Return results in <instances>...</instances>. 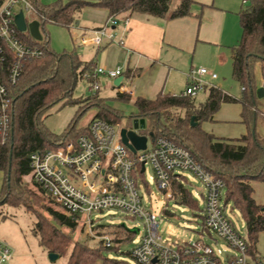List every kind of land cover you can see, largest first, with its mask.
<instances>
[{
    "label": "trees",
    "instance_id": "16d2710c",
    "mask_svg": "<svg viewBox=\"0 0 264 264\" xmlns=\"http://www.w3.org/2000/svg\"><path fill=\"white\" fill-rule=\"evenodd\" d=\"M194 4L195 0H178L175 6L174 0H57L44 5L41 0H35L38 15L34 19L40 23L43 39L37 41L29 34L26 41L42 49L43 54L25 62L20 80L10 89L12 130L5 143L0 138V172L4 174L0 205L29 209L32 196L24 186L23 179L31 173V154L58 149L88 135V127L77 128L79 118L87 110L95 108V119L112 124H119L125 118L122 111L99 98L97 92L90 97L75 98L81 80L94 83L95 63L83 61L76 50L71 54L67 51L55 52L51 48L47 26L71 30L87 7L106 9L110 17L126 15L125 19H128L142 15L158 20L168 17L173 20L190 16ZM239 18L242 37L231 48L233 79L242 88L239 99L212 86L207 88L206 101L199 105L195 97L164 93L155 99H133L130 95L119 93L114 101L133 104L135 112L129 119L146 121L144 135L153 133L156 138L166 137L186 148L209 172L225 183V205L233 203L245 221L250 255L256 260L259 238L264 233V204L256 202L252 184L260 182L264 185V101L258 97V64H264V0H249L239 13ZM235 103L243 108L241 118L247 128L246 135L226 139L202 129L203 123L214 122L223 104ZM60 104L62 107L78 106L79 109L66 130L62 134H55L46 127L45 120ZM178 178L173 181V200L196 208L198 202L188 186V178L183 175ZM35 187L55 205L43 190ZM47 212L60 226L76 227L64 214L51 208ZM33 213L35 227L32 235L48 254L67 257V264H130L108 256L111 252L120 254L121 244L118 243L130 240H121L118 237L120 231L113 233L116 236L113 238V248L104 245L93 248L73 243L71 236L52 221L40 213ZM133 235L129 231V237ZM127 255L130 256V251Z\"/></svg>",
    "mask_w": 264,
    "mask_h": 264
},
{
    "label": "built area",
    "instance_id": "2783aa9c",
    "mask_svg": "<svg viewBox=\"0 0 264 264\" xmlns=\"http://www.w3.org/2000/svg\"><path fill=\"white\" fill-rule=\"evenodd\" d=\"M248 0H244L247 4ZM23 13L38 15L35 0H0V138L2 143L12 130V97L10 89L20 80L26 61L43 54L39 47L22 39L16 18ZM117 17H110L105 26L81 37L84 46L102 47L105 42L118 41L112 27ZM128 24V19L124 20ZM95 76L116 80L124 77L121 67L95 68ZM217 79L218 75L207 68L191 71L189 86L183 97L194 98L211 87L204 77ZM264 88V78L262 80ZM91 92L99 90L97 82L90 84ZM121 94L130 93L128 83L118 87ZM122 126L95 119L89 134L76 143L70 142L58 149L35 152L30 156V178L52 202L60 207L72 224L93 226L92 214L110 210L125 212L146 226V233L130 250L135 264H253L247 237H242L226 215L225 183L209 172L186 148L166 137L152 141L149 135L146 150L134 154L122 141ZM139 133V131H138ZM140 134V133H139ZM144 135V134H140ZM151 169V180L168 200L174 199L173 181L178 176L192 175L204 191L203 235L195 241L177 246L165 243L159 233L158 216L149 211L144 202L148 182L144 174ZM179 179V178H178ZM137 229V228H133ZM139 233H141V230ZM134 234V233H133ZM225 243L226 248L219 242ZM106 248H113L109 236L101 237ZM14 257L13 248L0 240V264ZM258 263V260H255Z\"/></svg>",
    "mask_w": 264,
    "mask_h": 264
},
{
    "label": "rangeland",
    "instance_id": "374dc122",
    "mask_svg": "<svg viewBox=\"0 0 264 264\" xmlns=\"http://www.w3.org/2000/svg\"><path fill=\"white\" fill-rule=\"evenodd\" d=\"M44 5H49L57 0H42ZM210 1V0H201ZM178 3V0H174V6ZM239 7L243 6L242 0L239 2ZM196 4V3H195ZM194 4V5H195ZM249 6V5H248ZM195 8V6H193ZM201 8V7H200ZM28 22L34 20V16L26 14ZM74 28V26H73ZM47 30L50 34L51 48L57 52H76L81 58L90 55L92 48L84 46L80 43L83 35H78L75 29L68 30L55 25H48ZM29 31L24 32L21 36L26 41L29 37ZM77 35V37H76ZM27 42V41H26ZM28 43V42H27ZM74 44L76 47H74ZM82 46V47H78ZM219 80L215 83L220 85L221 88L230 93L232 96L239 99L242 94V88L238 82L233 79L232 64L225 66L221 71L217 72ZM258 73L263 80L264 76V64H258ZM91 85L87 82L80 81L76 91L75 98H86L94 95L95 93L90 91ZM104 88L101 89L99 94L103 95ZM208 92H199L195 99L196 104H203L207 99ZM110 104V103H109ZM111 106L119 109L124 114L125 118L120 121L119 125L122 128L128 130L139 131L140 134L144 133V130H139L135 125L134 120L129 117L135 112V107L132 103H126L122 101H112ZM239 103L230 104V106H239ZM78 106L62 107L61 104L56 106L50 113V116L45 120L46 127L55 134H62L69 124L72 122L78 112ZM96 109L92 108L87 110L80 118L77 124V128L90 127L95 120ZM231 115V113L229 114ZM229 118L231 116H228ZM240 127H244L236 120L230 118L227 121L214 120V122H205L202 124V129L216 137H222L226 139H238L247 134V128L241 135H237ZM228 135V136H226ZM153 176L151 169H148L144 174L146 181L148 182V191L145 193L144 202L149 211L154 212L158 216L159 233L163 237L166 244L171 246H177L188 241H195L202 237L203 232V205L204 200L202 196L203 187L192 175L186 173L190 183L191 189L195 199L198 202V206L190 207L187 205L178 204L175 200H168L165 196V192L158 189V187L151 180ZM4 183V174L0 172V194ZM24 186L27 191L30 192L32 198L29 204V209L22 207L13 208L5 205H0V240L8 243L14 250L13 259L6 264H67V257H59L54 262L50 260L49 254L40 247L38 240L32 235L31 231L35 227L34 213H40L53 224L57 225L60 230L68 234L72 238L73 243H82L89 245L93 248H99L103 243L101 237L109 236L112 239L116 237L113 233L120 231L118 236L121 240H126L120 245V254L114 252L109 253V257L123 259L130 264H135L133 259L127 255V252L132 250L134 246L141 240L146 233V226L143 221L130 217L125 212L110 210L101 213H93L92 220L93 226L89 227L87 224H77L75 228H68L67 226H60L47 212L48 208H51L59 214H64L62 209L53 205L47 199H45L37 190L31 178L25 177L23 179ZM255 190L254 198L258 204H264V185L260 182H253ZM30 210V211H29ZM65 215V214H64ZM226 215L234 225L237 232L244 238L247 237V226L243 220L241 214L234 208L233 203L229 204V209L226 210ZM125 224L126 228L122 227ZM137 228L141 230L140 234H135L131 238L129 237V230ZM220 246L226 248L224 242L220 241ZM115 244V243H114ZM258 256L257 264H264V233L260 235L258 243ZM108 254V253H107ZM251 262L255 263L252 259Z\"/></svg>",
    "mask_w": 264,
    "mask_h": 264
},
{
    "label": "crops",
    "instance_id": "0c3cea01",
    "mask_svg": "<svg viewBox=\"0 0 264 264\" xmlns=\"http://www.w3.org/2000/svg\"><path fill=\"white\" fill-rule=\"evenodd\" d=\"M240 1L195 0V8L192 6L190 16L173 20L169 17L158 20L138 15L129 17L128 24H125L127 16L122 15L117 17L119 23L112 27V31L118 41L123 40V44L106 41L102 47L89 46L93 50L82 60L93 61L95 67L105 69L121 67L124 70L123 82L128 83L130 92L127 95L133 99H155L160 93L181 96L189 86L192 70L204 67L218 75V71L232 64L231 48L242 37L239 13L246 6L242 0L243 6L240 8ZM109 18L108 10L87 7L72 29L79 36H91V32L105 26ZM219 78V75L217 79L204 77L211 87L223 90L215 83ZM81 81L89 82L87 79ZM114 81L101 76H95L93 81L100 87L97 92L99 98L110 104L120 93ZM259 81L258 97L264 101L261 76ZM102 88L103 95L99 94ZM205 92H208L207 89ZM242 110L241 105L223 104L214 120L227 121L232 118L246 128L242 123ZM244 127L239 128L236 136L245 132ZM213 130L215 133L216 130ZM202 196L204 200V191Z\"/></svg>",
    "mask_w": 264,
    "mask_h": 264
},
{
    "label": "water",
    "instance_id": "95a60500",
    "mask_svg": "<svg viewBox=\"0 0 264 264\" xmlns=\"http://www.w3.org/2000/svg\"><path fill=\"white\" fill-rule=\"evenodd\" d=\"M16 23L21 32H27L31 34V36L37 40L42 41L43 37L40 31V23L38 21H33L29 24L26 23V20L24 18L23 13H20L16 18ZM124 80V77H119L114 81V85L116 87H120L122 82ZM135 125H137L139 130H145L146 129V121L144 119H135L134 120ZM196 125V124H193ZM122 141L125 146H127L134 154L137 153V151L146 150L148 138L145 135H140L138 132L134 130H128L127 128H123L121 131ZM149 137L154 141L155 135L153 133L149 134ZM124 228H126V225H122ZM130 232L134 234H138V229H132L129 230ZM50 260L54 262L56 259H58L60 256L57 254H49Z\"/></svg>",
    "mask_w": 264,
    "mask_h": 264
}]
</instances>
